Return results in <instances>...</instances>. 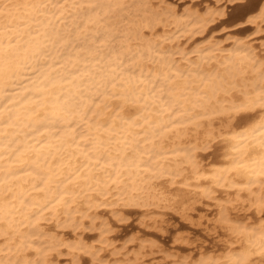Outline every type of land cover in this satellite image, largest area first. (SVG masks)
Wrapping results in <instances>:
<instances>
[{
    "label": "bare ground",
    "instance_id": "1",
    "mask_svg": "<svg viewBox=\"0 0 264 264\" xmlns=\"http://www.w3.org/2000/svg\"><path fill=\"white\" fill-rule=\"evenodd\" d=\"M188 1L0 0V264H264V0Z\"/></svg>",
    "mask_w": 264,
    "mask_h": 264
},
{
    "label": "rangeland",
    "instance_id": "2",
    "mask_svg": "<svg viewBox=\"0 0 264 264\" xmlns=\"http://www.w3.org/2000/svg\"><path fill=\"white\" fill-rule=\"evenodd\" d=\"M172 2H174V3H180V5H185V4H187L189 1L188 0H171ZM180 1V2H179ZM256 0H248L247 1V3H253V2H255ZM195 2L197 3V4H200V6H201V8H203L204 7V3L205 2H211V0H195ZM232 7V6H231ZM230 6L228 7V9H227V11H228V13H227V19H228V23H225V25L224 26H230L229 27V30H225V31H228V32H230V33H232V34H240L241 32H240V30L241 29H243V27L242 26H233V25H236V24H238V23H240L242 20H236V19H232V20H230L231 18H232V16H236L238 13H239V9H238V7H232L231 8ZM229 17V18H228ZM231 17V18H230ZM226 20V19H225ZM230 20V21H229ZM236 20V21H235ZM236 22V23H235ZM234 27V28H233ZM242 27V28H241ZM233 28V29H232ZM236 28V29H235ZM221 29V27L220 28H218V32H219V30ZM228 29V28H227ZM216 34H218V33H216ZM218 35H222V33H220L219 32V34ZM262 38H264V35L262 36ZM244 118V117H243ZM218 149V148H217ZM216 154H217V152H215ZM214 154V153H213ZM212 154V156L213 157H215V155H213ZM130 217V219L127 221V223L125 222V223H123V224H117L116 226H119L118 227V233L120 234V232H121V235H122V240H124V239H128L132 234H134L136 231H137V229L139 228V226H137V222H136V220H137V218H138V215H130L129 216ZM183 222H179L178 223V227H180V230L183 232V231H186V230H188L187 228H185L186 227V225H184V223L182 224ZM125 224V225H124ZM184 225V226H183ZM121 226H123V227H121ZM184 228V229H183ZM171 229H173V228H171ZM117 230V229H116ZM141 230H142V233H145L147 236H149V237H151L152 239H156L157 241H160V242H163V243H165L168 247H173L172 245V241H173V239H174V237H175V233L171 230V231H169V232H167V233H164V234H161V233H159L158 234V232H155L154 230H144V228H141ZM197 231V230H196ZM199 232L200 231H198V232H196V233H194L195 235L194 236H197L196 234H199ZM150 233H152L151 235H150ZM156 234H158V235H156ZM170 234V235H169ZM171 236V237H170ZM176 248H180V250H182V251H187L188 249H186V248H184V246H180V247H176ZM182 248V249H181ZM88 263V262H87ZM155 264H159V263H155Z\"/></svg>",
    "mask_w": 264,
    "mask_h": 264
}]
</instances>
